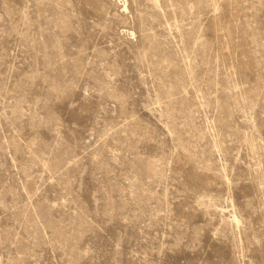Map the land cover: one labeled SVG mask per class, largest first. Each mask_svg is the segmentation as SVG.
I'll list each match as a JSON object with an SVG mask.
<instances>
[{
	"label": "rangeland",
	"instance_id": "374dc122",
	"mask_svg": "<svg viewBox=\"0 0 264 264\" xmlns=\"http://www.w3.org/2000/svg\"><path fill=\"white\" fill-rule=\"evenodd\" d=\"M0 264H264V0H0Z\"/></svg>",
	"mask_w": 264,
	"mask_h": 264
},
{
	"label": "bare ground",
	"instance_id": "6f19581e",
	"mask_svg": "<svg viewBox=\"0 0 264 264\" xmlns=\"http://www.w3.org/2000/svg\"><path fill=\"white\" fill-rule=\"evenodd\" d=\"M125 9H127V7L125 6Z\"/></svg>",
	"mask_w": 264,
	"mask_h": 264
}]
</instances>
